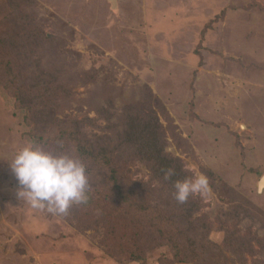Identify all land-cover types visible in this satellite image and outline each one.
I'll return each mask as SVG.
<instances>
[{"label":"rangeland","instance_id":"1","mask_svg":"<svg viewBox=\"0 0 264 264\" xmlns=\"http://www.w3.org/2000/svg\"><path fill=\"white\" fill-rule=\"evenodd\" d=\"M50 68L61 80L16 92ZM129 106L210 203H178L174 175L127 152ZM48 120L109 156L83 161L88 201L63 216L20 200L9 167ZM263 175L264 0H0V264H264Z\"/></svg>","mask_w":264,"mask_h":264},{"label":"clouds","instance_id":"2","mask_svg":"<svg viewBox=\"0 0 264 264\" xmlns=\"http://www.w3.org/2000/svg\"><path fill=\"white\" fill-rule=\"evenodd\" d=\"M9 167L19 185V199L33 210L63 216L72 206L88 201L90 186L86 165L73 154H54L28 144L16 151ZM174 174V170L169 169L164 178L170 179ZM173 187L174 199L180 204L196 196L211 202L209 179L202 173L175 181ZM256 191L264 194V176L257 181Z\"/></svg>","mask_w":264,"mask_h":264},{"label":"trees","instance_id":"3","mask_svg":"<svg viewBox=\"0 0 264 264\" xmlns=\"http://www.w3.org/2000/svg\"><path fill=\"white\" fill-rule=\"evenodd\" d=\"M20 63L21 67L25 71L27 68L32 66L29 58L23 59V61ZM62 77L63 73L61 74L52 68H50L45 74L39 73L38 71L34 75V77L30 78L29 82L22 84V86L20 87H15L18 88L16 92L22 94V96L26 94L30 97V95H35L39 91L38 89L47 86L44 79L51 84L54 81H58L59 79L61 80ZM58 94L59 93L57 92V96ZM38 106L41 107V109L44 110L45 113H50L48 109L49 107H46L45 105L43 106V103H38L37 107ZM132 108L133 106H129L126 111L127 113H125L123 117V123L127 122L128 129V131L124 132L122 139V141L125 142L123 145L127 146L125 149L127 150V152H130L131 148L129 147L136 146L139 155L141 156L143 161H146V164H152L153 166L158 167L159 171L161 170L166 173L167 170L172 168V164L174 161L164 156L162 147H160L159 145L160 127H158V125H156L152 120H149L146 123H142L141 121H139L137 119L138 115L132 116L138 113L137 109L132 112ZM120 120H122V118H120ZM46 124L47 126L44 132H42L40 129L41 125H39L38 128L34 129V131L32 130L31 138L33 145L40 146L44 148L45 151L49 152V150L55 146L54 144L60 143L63 145H67L69 143L70 151L82 161H86V163L101 162L103 164V161H105L104 164H106V161H109L108 151L106 150V148L100 147L98 145V136L93 137L92 139L94 140L90 141L85 138V135L81 136L79 134L82 138L78 139L75 137V133L70 129L57 131L53 127H51L50 120H48ZM71 127H74L73 124H71ZM44 135L45 138L43 137ZM132 137H134L133 141L126 142ZM174 173V176L172 175L174 177L172 180V185L175 181H182L188 177V174H186L181 167H176ZM125 201L126 199H124V202ZM124 226V223H120V221H118L115 225V230L119 232L120 229H122V227Z\"/></svg>","mask_w":264,"mask_h":264},{"label":"bare ground","instance_id":"4","mask_svg":"<svg viewBox=\"0 0 264 264\" xmlns=\"http://www.w3.org/2000/svg\"><path fill=\"white\" fill-rule=\"evenodd\" d=\"M264 176V175H263Z\"/></svg>","mask_w":264,"mask_h":264}]
</instances>
